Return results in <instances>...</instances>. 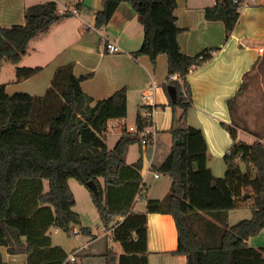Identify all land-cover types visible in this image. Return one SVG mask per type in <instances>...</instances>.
I'll use <instances>...</instances> for the list:
<instances>
[{
	"label": "trees",
	"instance_id": "1",
	"mask_svg": "<svg viewBox=\"0 0 264 264\" xmlns=\"http://www.w3.org/2000/svg\"><path fill=\"white\" fill-rule=\"evenodd\" d=\"M124 4L133 9L144 28L143 44L134 57L148 56L156 65L165 54L169 76L183 79L188 97L179 82L168 80L165 91L169 96L168 87L176 88L177 102L169 96L170 105L182 108L185 118L192 107L187 76L210 61L212 51L198 56L182 52L184 30L178 25L176 0H102L96 28L107 27ZM69 17L58 15L57 4L47 2L26 9L25 25L0 27V71L5 65L15 66L16 83L34 77L41 68L20 66L29 44ZM205 17L223 22L229 36L240 17L239 5L235 0H217L205 10ZM91 77H77L74 65L61 67L44 97L24 92L10 95L7 85L0 84V264H8L2 248L10 255H26L27 264H73L69 254L53 244L50 234L54 228L69 235L74 226L81 225L70 179L91 192L103 226L122 246L120 257L112 249L107 251L106 264H148L150 214L173 217L178 232V249L173 254L186 256L188 264H264V247L249 245L264 230V143L238 141L237 129L223 124L234 143L223 157L226 172L219 178L207 165L208 145L202 130L173 127L169 154L153 166L156 173L171 178L170 193L162 200H148L145 212H135L143 159L129 165L126 156L131 145L143 146L140 133L153 122L138 113V133L124 130L110 150L108 124L127 118L128 90L122 88L95 102L82 88ZM234 104L235 99L230 100L231 110ZM89 181L97 185V194L87 186ZM249 189L253 194L245 199ZM247 203L252 218L228 225V212ZM117 218L122 221L113 225ZM82 231L92 235L90 229Z\"/></svg>",
	"mask_w": 264,
	"mask_h": 264
},
{
	"label": "crops",
	"instance_id": "2",
	"mask_svg": "<svg viewBox=\"0 0 264 264\" xmlns=\"http://www.w3.org/2000/svg\"><path fill=\"white\" fill-rule=\"evenodd\" d=\"M176 1L178 25L184 30L180 37L182 52L187 56H198L209 50L213 54L210 61L193 69L187 76L192 107L185 118L182 117L184 113L182 108L179 110L178 107L173 108L170 105V98L165 91V85L169 80L168 56L160 55L156 65L148 56L134 57L133 53L143 44L144 28L129 5L124 4L118 9L104 32L98 30L96 13L102 10V0H0V27L6 29L25 25L26 9L34 5L55 2L57 9L77 5L79 9L78 16H71L55 23L47 36H41L29 44H32V51L28 55L38 56L39 62L27 66L42 70L18 86L11 85L14 82L6 84L7 92L10 95L27 92L32 96L44 97L46 94L37 96L38 92L47 93L57 70L74 65L77 77L92 74L89 80L82 83V88L95 102L107 99L118 90L127 88L128 116L125 118L127 121L133 109L136 118L138 113L143 114L147 111L146 106L149 104L142 99L143 93L150 86L156 85L153 124L157 131V143L159 132H162L171 150L173 137L169 131L175 127L176 118H179L180 122L185 120L186 126L180 128L193 126L202 130L208 145L207 165L213 171V162L221 160L234 143L223 124L237 129L238 141L246 142L243 139L245 135L252 140L248 144L256 141L264 143V105L258 104V95L251 89V85L246 84L248 80H259L261 82L259 92L264 94V52L260 51L264 49V0H251L249 5L240 10L238 23L229 36L223 22L208 21L205 17V10L214 7L215 1ZM104 35L120 49L118 53L108 52ZM33 80L36 81L33 86L36 93H30V89H19L22 84ZM232 99H235L233 110L229 105ZM262 108L263 117L258 118L257 113L261 112ZM136 118L133 125H136ZM127 123L129 124L128 121ZM157 143L153 149L139 144L137 161L143 159L141 174L145 192L152 191V187L147 185L148 176L153 174L154 179L160 180L162 175L158 174L159 177L156 178V173L150 171L151 166H159L170 152L168 151L162 161L157 163L156 157L160 149V144ZM168 181L163 197L157 199L162 200L170 193L172 184L170 177ZM148 220V264H188L186 256L173 254L178 249V232L173 217L166 214H150ZM115 224L117 223H113ZM110 233L105 229L104 235H94L92 241L85 244L82 249L76 250L74 260L71 259L74 255L72 254L69 255L68 261L77 263L76 257L79 254L86 257L87 261L99 255L104 258L106 264L105 254L110 249L101 246L97 251L94 246L101 239L111 235ZM263 239L264 230L257 238L249 241L251 247L257 249L264 247L258 245ZM53 244L68 253L64 246L54 242ZM112 250L119 257L123 254V249L122 252ZM2 256L8 264H27L26 255H10L6 248H2Z\"/></svg>",
	"mask_w": 264,
	"mask_h": 264
},
{
	"label": "rangeland",
	"instance_id": "3",
	"mask_svg": "<svg viewBox=\"0 0 264 264\" xmlns=\"http://www.w3.org/2000/svg\"><path fill=\"white\" fill-rule=\"evenodd\" d=\"M27 50H28L27 51L28 53L25 57L24 63L20 65L21 67L23 66L32 67V66H27V65H36V63L39 62L38 56L28 55L32 51V44L28 46ZM15 81H16V67L11 66V65H5L4 68L0 71V84H11L12 82H14L11 85L18 86L19 83H16ZM35 82L36 81L33 80V81H30L29 83H24L20 86L19 89H22V90L30 89L31 91L30 93L34 94L36 93L35 87H33L35 85ZM246 84L247 86L251 85V89H253V91L258 95V98H259L258 104H260V106H263L264 105V94L259 92V89L261 88V82L259 80H256V81L248 80ZM45 94L46 92H41V94H39L38 92L37 96H44ZM178 109L180 110L179 107ZM260 110L261 112L257 113L258 118L263 117L262 116L263 108ZM135 115H136V112H135V109H133V111H131L129 118L127 120L129 122V125L134 124L135 118H136ZM176 119H177L175 123L176 128L186 126L185 120L183 122H180L179 118H176ZM159 133L160 134L158 137L157 144H160V149L156 157L157 163L162 161V159L166 156L167 152L170 151L169 144L165 142V139L163 137L164 133L162 132H159ZM121 134L122 133L120 130H116V131L111 130L110 133L107 135V145L110 150L114 149ZM243 139L247 143H251L252 141L249 136L247 137L245 135ZM149 148L153 149V147H149ZM127 153L128 154L126 156V162L127 164L132 165V163L137 161L139 157V144H135L132 147H130ZM212 167H213L212 172L216 177H219V178L224 177L225 172H226V165L224 163L223 158L219 160L218 162L217 161L213 162ZM242 170L244 172L246 171V166L244 164H242ZM168 178L169 177L166 175H161L160 180H156L154 179L153 174L149 175L147 178V185L149 187L150 186L152 187V191L145 192L144 196H142L140 201L137 203H134V206H133L134 211L144 212L145 204L147 203L148 200L157 199V197H163L162 195L165 190L164 188H166V184L169 182ZM101 182L104 183L103 180H101ZM69 184H70L71 190L73 191L75 199H76V206L74 208V211L79 214L80 221H81V225L74 226L73 230H76L80 233L79 235H74L73 233H70L68 235L61 231L56 233V229L53 228L51 229L50 234L55 244H60L64 246L68 254L72 255L74 251L78 250V248L82 249L85 244H87L89 241H92V238L94 237V235L96 236L104 235L105 227L103 226L99 213L95 205L93 204L91 192L75 179H70ZM47 188H48V183H46V190ZM248 192L250 194H253V191L251 189H249ZM252 213L253 212H252L251 205L247 203L243 208L228 212L227 217H226L227 223L228 225L232 226L243 220H249L252 218ZM118 221H120L119 218L115 219L114 223H117ZM82 228L90 229L92 235L84 234L82 231ZM257 237H253L250 240H254V238H257ZM258 243H259V240H258ZM249 245L251 246L252 244L249 242ZM258 245H264V239L261 242V244H258ZM101 246L103 248L104 247H107L109 249L112 248L117 252H122L121 245L115 243V241L112 240L111 235L97 242L94 248L98 251ZM76 260L78 264H104V258H102V256H99V255L96 257H93L90 261H87L86 257H84L82 254H79L76 257ZM73 264H75V262H73Z\"/></svg>",
	"mask_w": 264,
	"mask_h": 264
},
{
	"label": "built area",
	"instance_id": "4",
	"mask_svg": "<svg viewBox=\"0 0 264 264\" xmlns=\"http://www.w3.org/2000/svg\"><path fill=\"white\" fill-rule=\"evenodd\" d=\"M213 1H215V3H217V0H213ZM249 1H251V0H235V3L239 5V10H241L245 6L249 5ZM57 14L60 16H65V15L78 16L79 15V9L77 8V6H74V7L63 6V7L57 9ZM104 29L105 28L101 29L100 31L104 32ZM103 39L106 42V47H107V50L109 53L116 54L120 51V49L115 44H112L111 42L108 41V39L105 35L103 36ZM260 51L264 52V49H261ZM201 58H203V56ZM169 81L179 82L183 88L184 96L188 97L187 93H186V87H184L183 79L180 78L179 75H177V74L170 75ZM156 89H157V86L152 85L148 88V90L146 92L143 93V96H142V99L146 103L149 104L148 106H146L147 111L144 112L142 114V116L144 118H151L152 122H153L154 114H155L153 98H154V91ZM115 121H117V122H114V120L109 122V124H108L109 133L111 130L112 131L120 130L121 133H123L124 130L128 133H138L136 125L130 126L127 123L126 119H119V120H115ZM140 137H141L142 145L144 147L155 148L156 143H157V141H156L157 140V131L154 127V124L152 123V125L146 127L145 130L140 133ZM150 171H154L153 166H151ZM155 177L156 178L159 177L158 173L155 174ZM144 185H145V183L143 180V183H142L141 188H140V192L138 193V195L135 199L136 202H139L140 199L142 198V194H143L144 189H145ZM56 231L58 232V230H56ZM73 234L78 235V232L73 231ZM71 259L74 260V255H72Z\"/></svg>",
	"mask_w": 264,
	"mask_h": 264
},
{
	"label": "water",
	"instance_id": "5",
	"mask_svg": "<svg viewBox=\"0 0 264 264\" xmlns=\"http://www.w3.org/2000/svg\"><path fill=\"white\" fill-rule=\"evenodd\" d=\"M168 93H169V96L171 98V100L176 103L177 102V93H176V88L175 87H168ZM182 143L181 140H178L177 141V145H180ZM87 186L94 192V193H98V187L97 185L95 184L94 181H89L87 183ZM251 196V194L247 191L244 195V198L245 199H249Z\"/></svg>",
	"mask_w": 264,
	"mask_h": 264
}]
</instances>
